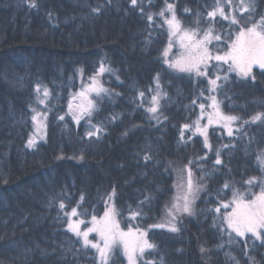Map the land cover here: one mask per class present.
I'll return each instance as SVG.
<instances>
[{"label":"trees","instance_id":"trees-1","mask_svg":"<svg viewBox=\"0 0 264 264\" xmlns=\"http://www.w3.org/2000/svg\"><path fill=\"white\" fill-rule=\"evenodd\" d=\"M169 2L182 24L195 28V13L210 10L214 0ZM36 4L33 8L29 0H0V264H96L94 251L84 249L65 229L64 212L78 206L79 212L87 213L81 216L86 221L93 214L102 216L114 188L121 228L149 229L160 221L173 195L175 172L189 160L195 161L196 179L211 173L204 177L207 187L195 201L196 214L181 218L179 233L151 228L148 239L158 247L145 255L157 264L161 256L164 264H234L226 256L230 253L239 264H249L248 256L264 264V245L248 240L245 248L240 238L229 245L227 237L222 239L213 227L212 211L219 205L216 193L226 181L243 190L248 187L245 180L264 176L256 160L264 149V123L246 125L247 135L241 134L240 139L210 128L213 149L221 148L222 164L215 165L214 152L205 149L198 136L185 131L187 143H180L183 124L197 117L203 98L197 105L192 101L201 90L207 96L209 85L204 77L172 73L162 64L165 26L150 28L130 0L110 4L108 0H36ZM142 6L145 12L155 13L164 0L150 4L144 0ZM93 8L101 10L95 13ZM261 14L264 0H256V18ZM154 21L162 24L159 17ZM217 21V30L220 24L227 25L219 17ZM204 24L201 17V27ZM101 63L112 70L99 77L110 94L99 100L92 116V123L104 128L101 138L89 139L88 125L82 121L75 126L66 105L71 93L95 75ZM158 72L161 89L167 93L161 100L160 124L145 111ZM254 75V81L232 74L223 82L216 95L225 114L249 119L264 112V73L254 69ZM37 84L50 91L47 129L45 141L28 149L25 142L31 132ZM139 91L145 93L142 101ZM230 141L234 148H222ZM146 153L152 155L148 162L143 160ZM205 153L207 160L196 159ZM226 192L230 198V191ZM60 202L65 204L63 212ZM130 208L142 209L143 215L131 220ZM202 247L207 251L202 253ZM113 261L125 264L121 254Z\"/></svg>","mask_w":264,"mask_h":264},{"label":"snow or ice","instance_id":"snow-or-ice-1","mask_svg":"<svg viewBox=\"0 0 264 264\" xmlns=\"http://www.w3.org/2000/svg\"><path fill=\"white\" fill-rule=\"evenodd\" d=\"M111 3V0H108ZM144 0H130L133 8H139L140 12L148 21L149 27L163 28L166 26V44L161 49L160 59L162 64L166 65L167 70L172 73H185L189 77L207 79L209 95L205 96L204 90H201L200 96L192 101L197 105V100L203 97V101L197 106L200 109L199 116L191 123L183 124L180 130V143H187L185 131H191L193 135H199L203 138V147L209 152H214L215 165H221V148L213 149L209 139V127L216 125L226 131L228 137L240 139L241 134L246 136L245 126L257 122L264 123V112H257L249 119H244L237 115L225 114L221 108V101L217 100V91L223 87V82H227L232 74L241 79L255 80L254 68L264 73V14L256 18V0H214L211 9L204 13H195L196 27H186L177 17L174 3L164 0V6L158 12H145L142 6ZM151 3V0H148ZM30 7H37L36 0H29ZM100 8H93L92 11L98 13ZM185 12L191 9L185 8ZM154 17H159L162 24L154 21ZM201 17L205 24L200 25ZM217 17L220 21H227V25L220 24L217 30ZM226 27V31L223 29ZM151 36V32L149 33ZM178 50L173 53V48ZM226 66V67H225ZM105 71H112L110 68L101 63L96 76L90 77V83L87 86L82 85L79 93L72 96L68 102V114L76 125H80L84 120L88 125L85 136L91 139L95 137L100 139V134L104 128L100 124L92 123L93 113L97 110L96 100L91 99L94 93L96 97L102 98L109 95L110 90L103 87L97 80V76L102 75ZM118 78V77H117ZM221 82V83H218ZM155 89H150L153 94L150 97L148 106L145 111L149 113V119L155 120L157 124L162 123L161 117V100L167 97V93L161 89V74L158 72L154 78ZM37 103L47 105L50 97V91L46 86L36 85ZM141 101L145 93H138ZM78 101V102H77ZM207 102V103H206ZM143 107V103L139 105ZM211 109V111H206ZM31 121L34 126L30 134L26 147L33 149L37 146L39 140L46 135L47 129V111L38 110L36 107L31 108ZM118 117L113 116L115 121ZM207 120L202 124L203 119ZM64 120V116H59ZM167 119V117H163ZM239 122V123H238ZM127 135V132L124 133ZM189 140L191 137L188 138ZM252 139L249 138V143ZM236 145L231 141L222 145V148H234ZM63 158V156L59 157ZM83 159V156L80 157ZM152 159L150 153L143 156V160L148 162ZM197 160H207V153L198 156ZM257 163L262 172H264V149L256 156ZM194 160H189L183 169L180 170V181L176 185L177 193L172 200L165 205V212L160 223L149 226V229H141L138 225H130L127 230L121 228V223L117 219L121 215L120 210L114 203L116 195L115 189L107 197L105 202V211L102 216L91 215L90 220L86 221L81 218L87 215L81 213L77 207L71 208L69 212H64L67 217V231L71 232L80 242L84 249H92L95 252L93 259L96 264H114L113 257L121 254L127 261V264H157L154 259H149L145 253L157 250V245L148 239V231L151 228L166 229L170 233H179L182 217L194 216L196 210L194 207L196 199L199 198L201 191L207 187L204 181L206 175L203 173L199 179L195 178L192 169ZM217 169L213 168V172ZM186 174V175H185ZM7 183V180L3 181ZM248 187L241 189L235 184L225 182L222 188L216 193L219 206L212 209L215 213L213 216V227L221 234V237H227L229 245L238 243L240 240L259 241L264 245V176L250 177L244 181ZM258 188L259 191L253 189ZM227 191L231 196L228 198ZM148 197H145L147 200ZM83 196L81 197V201ZM144 201H141L143 204ZM59 209L63 212L65 204L59 203ZM224 209L225 211H221ZM131 220L143 215L142 209H129ZM76 219H73V218ZM85 225L84 228L81 226ZM90 225V226H89ZM95 233V237L90 239V235ZM220 248L224 244L219 245ZM207 251L203 247L201 252ZM248 256V253L245 252ZM226 256L239 264L234 256L226 253ZM249 264H256L255 258L248 256ZM159 264H164L163 257H160Z\"/></svg>","mask_w":264,"mask_h":264},{"label":"rangeland","instance_id":"rangeland-1","mask_svg":"<svg viewBox=\"0 0 264 264\" xmlns=\"http://www.w3.org/2000/svg\"><path fill=\"white\" fill-rule=\"evenodd\" d=\"M224 22H227V21H224ZM228 23V22H227ZM165 29H166V26H165ZM178 49L177 48H173V53H175L176 51H177ZM226 67V66H225ZM255 69V68H254ZM97 74V73H96ZM96 74L95 75H93V76H96ZM235 75V74H234ZM93 76H91V77H93ZM78 77H79V79H80V77H81V74L79 73V75H78ZM99 77H100V75L99 76H97V80L100 82V79H99ZM90 77H88L85 81H84V83L82 84V85H84V86H87L91 81H90V79H89ZM101 83V82H100ZM102 84V83H101ZM82 85L81 86H79V88L76 90V91H74L73 93H71V95H70V97H69V99H68V102H69V100L72 98V96L73 95H75V94H77V93H79L80 92V90H81V87H82ZM104 87V86H103ZM105 88V87H104ZM208 95H209V92H208ZM91 99H94V100H96V103H97V106H98V102H99V100L101 99V98H98V97H96L95 96V94L93 93L92 95H91V97H90ZM201 99L203 98V97H200ZM68 102H67V105H66V114H67V116H69L70 117V119L72 120V122L74 123V125L75 126H78V125H76V123H75V121L72 119V115L71 114H68ZM78 102V101H77ZM35 107H37V109L38 110H43V111H47V105L45 106V105H39L38 103H37V96H36V100H35ZM198 114H197V117L199 116V114H200V109H199V107H198ZM206 111H211V109H207ZM33 114V113H32ZM32 116V115H31ZM196 117V118H197ZM195 118V119H196ZM194 119V120H195ZM82 121H84V120H81V122ZM30 122H31V132H30V134L33 132V130H34V126H33V124H32V121H31V118H30ZM80 122V123H81ZM201 123L202 124H206L207 123V120H206V118L205 119H203L202 121H201ZM210 128H219L218 126H216V125H213V126H211V127H209V129ZM209 129H208V131H209ZM219 129H221V128H219ZM221 130H223V129H221ZM224 131V130H223ZM191 132V131H190ZM192 133V132H191ZM224 133L227 135V133H226V131H224ZM30 136V135H29ZM46 136V135H45ZM45 136H44V138L43 139H41V140H39V142H38V144H40V143H43L44 141H45ZM195 136H198L200 139H201V141H202V144H203V138L202 137H200L199 135H195ZM29 138V137H28ZM28 138H27V140H28ZM27 140H26V142H25V147H26V144H27ZM37 144V145H38ZM27 148V147H26ZM29 149V148H28ZM186 175V174H185ZM174 177H175V184H174V192H173V195H172V197H171V199L168 201V203L172 200V198L176 195V193H177V187H176V185L179 183V181H180V172H175V174H174ZM257 191H259V189L257 190ZM219 206V205H218ZM71 210V209H70ZM70 210H68V211H65V212H69ZM221 211L223 212V211H225L224 209H221ZM164 212H165V208H164V211H163V214H162V217H161V219H160V221L158 222V223H160L161 221H162V218H163V216H164ZM187 215H185V217H186ZM64 218H65V220L67 221V217H65L64 216ZM73 219H76L75 217L73 218ZM90 226V225H89ZM82 228H84L85 227V225H82L81 226ZM65 229H67V224L65 225ZM69 233H71V232H69ZM72 234V233H71ZM73 235V234H72ZM93 237H95V233H93V234H91L90 235V239H92ZM94 251V250H93ZM95 253V252H94ZM146 254V253H145ZM123 257V256H122ZM123 259H124V261H125V264H127V261H126V259L123 257Z\"/></svg>","mask_w":264,"mask_h":264}]
</instances>
